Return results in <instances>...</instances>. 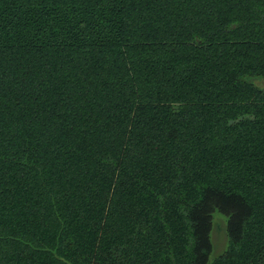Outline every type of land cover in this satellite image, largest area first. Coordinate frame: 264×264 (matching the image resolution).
I'll use <instances>...</instances> for the list:
<instances>
[{
	"label": "trees",
	"instance_id": "trees-1",
	"mask_svg": "<svg viewBox=\"0 0 264 264\" xmlns=\"http://www.w3.org/2000/svg\"><path fill=\"white\" fill-rule=\"evenodd\" d=\"M0 264H264V0H0Z\"/></svg>",
	"mask_w": 264,
	"mask_h": 264
},
{
	"label": "rangeland",
	"instance_id": "rangeland-1",
	"mask_svg": "<svg viewBox=\"0 0 264 264\" xmlns=\"http://www.w3.org/2000/svg\"><path fill=\"white\" fill-rule=\"evenodd\" d=\"M218 232L221 233L222 230L220 228H218ZM211 234H212V242H213V252L212 253L214 256V255L220 254L225 249L226 246L219 245L218 242L216 244L215 240H214V232H212Z\"/></svg>",
	"mask_w": 264,
	"mask_h": 264
}]
</instances>
